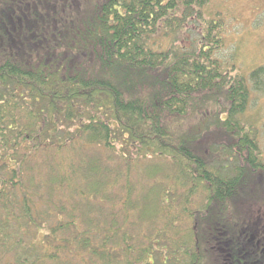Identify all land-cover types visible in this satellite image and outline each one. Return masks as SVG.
Instances as JSON below:
<instances>
[{
  "label": "trees",
  "instance_id": "trees-1",
  "mask_svg": "<svg viewBox=\"0 0 264 264\" xmlns=\"http://www.w3.org/2000/svg\"><path fill=\"white\" fill-rule=\"evenodd\" d=\"M208 2L0 0V264H155L161 235L183 234L185 222L165 213L171 190L159 173L207 191L188 240L167 242L190 257L175 264H197L201 245L213 264H231L236 228L218 207L248 169L264 175L256 132L239 117L264 65L231 72ZM203 107L202 131L218 129L211 143L232 165L202 146L200 130L174 127ZM148 155L170 165L146 164L152 181L137 185Z\"/></svg>",
  "mask_w": 264,
  "mask_h": 264
},
{
  "label": "rangeland",
  "instance_id": "rangeland-1",
  "mask_svg": "<svg viewBox=\"0 0 264 264\" xmlns=\"http://www.w3.org/2000/svg\"><path fill=\"white\" fill-rule=\"evenodd\" d=\"M206 13H210L211 17L217 18L219 14L222 24L219 31L222 37V45L219 50H216V55L222 59L224 64L229 66L232 63V73L240 72L248 77L252 68L264 65V0H209ZM206 16H209V14H206ZM195 30L197 29L188 28L184 31L190 34V36H196ZM197 31L199 32V30ZM260 78L264 80V74ZM263 80L261 84L264 83ZM249 82L251 84L250 80ZM260 87L261 89L250 88L247 106L240 113L239 117L248 127L252 126V131L256 132L259 158L264 162V85ZM205 108L204 110L189 109L184 116L174 121V127L177 128L182 125L183 129L193 130L194 134L200 130L196 134V137L202 143V146L207 150H211L220 162L232 165L236 162V159L228 155L227 150L225 152L221 151V155L218 156V145L211 143L216 141L218 144V129L211 126L209 128L210 131H202L204 129L203 122L206 120L204 116L206 112ZM148 163H158L163 167V170L168 169L170 165L167 158L146 156L138 164L139 178L138 181H134L137 185L139 182H145L142 183L144 185L148 181H152L142 174L144 166ZM132 175V179L137 178L135 172ZM155 179L160 181L162 185L164 183L165 185L170 184L171 196L169 201L171 200V206L165 207V213L170 211V213L176 215L174 218L175 223L180 221V219H184L185 222H183V225L180 224L183 234L178 233L177 235L173 229H166V232L164 231L165 233L159 239L161 243L158 245V249L156 248L154 251V262H156L155 264L186 262L190 257L185 256L181 248H175V244H167V242L171 243L174 240H178L181 243L185 241V238L188 240L187 233L190 226V212L194 213L198 208H202L207 191L204 189L202 183L195 186L192 182L189 184H192L194 188L187 191L189 190L188 183V186H186L175 178L166 180L160 173L155 176ZM227 204L226 210L221 208L224 206L222 204H220L218 209L220 208V215L224 222L228 224L227 228L232 229L233 226L236 228L235 235L232 236V239H234L232 240V245H245L242 238L237 240L236 235L241 230L244 238L249 235L247 245L254 244V247L257 249L264 247V175L259 174L258 169H248L237 195L227 202ZM215 206L210 210L211 214L215 212ZM165 213L161 214L162 218L160 221L158 220L156 229L165 228L163 227L165 216H167ZM141 231H145L143 226L141 227ZM252 231L254 233L250 235L249 233ZM170 234L172 235L169 237ZM200 250L203 254L197 264H213V261L211 262L210 259L212 260L214 256L209 254V250H206V247L203 245L200 246ZM166 256L172 258V261H167Z\"/></svg>",
  "mask_w": 264,
  "mask_h": 264
},
{
  "label": "flooded vegetation",
  "instance_id": "flooded-vegetation-1",
  "mask_svg": "<svg viewBox=\"0 0 264 264\" xmlns=\"http://www.w3.org/2000/svg\"><path fill=\"white\" fill-rule=\"evenodd\" d=\"M254 231L250 232V235H253ZM246 234H248L246 232ZM243 239L244 244L246 245H232V253L228 257H231V264H264V247L257 249L254 247V244H248L249 235L245 238L240 236ZM238 240V239H237ZM252 245V246H251Z\"/></svg>",
  "mask_w": 264,
  "mask_h": 264
}]
</instances>
